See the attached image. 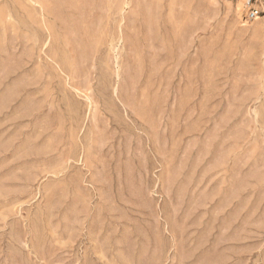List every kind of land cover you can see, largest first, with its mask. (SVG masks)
<instances>
[{"label": "rangeland", "instance_id": "1", "mask_svg": "<svg viewBox=\"0 0 264 264\" xmlns=\"http://www.w3.org/2000/svg\"><path fill=\"white\" fill-rule=\"evenodd\" d=\"M245 2L0 0V264H264Z\"/></svg>", "mask_w": 264, "mask_h": 264}, {"label": "built area", "instance_id": "2", "mask_svg": "<svg viewBox=\"0 0 264 264\" xmlns=\"http://www.w3.org/2000/svg\"><path fill=\"white\" fill-rule=\"evenodd\" d=\"M233 2L234 0H226ZM260 1L264 0H246L244 9L240 15L241 22L243 24H248L252 21L257 20L263 13L260 7Z\"/></svg>", "mask_w": 264, "mask_h": 264}, {"label": "bare ground", "instance_id": "3", "mask_svg": "<svg viewBox=\"0 0 264 264\" xmlns=\"http://www.w3.org/2000/svg\"><path fill=\"white\" fill-rule=\"evenodd\" d=\"M49 30H50V28H49Z\"/></svg>", "mask_w": 264, "mask_h": 264}]
</instances>
